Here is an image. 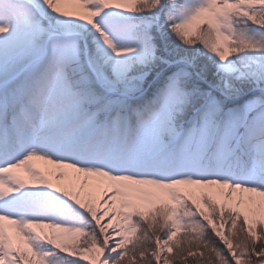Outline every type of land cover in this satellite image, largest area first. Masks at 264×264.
<instances>
[{
	"label": "snow or ice",
	"instance_id": "snow-or-ice-1",
	"mask_svg": "<svg viewBox=\"0 0 264 264\" xmlns=\"http://www.w3.org/2000/svg\"><path fill=\"white\" fill-rule=\"evenodd\" d=\"M0 264H264V0H0Z\"/></svg>",
	"mask_w": 264,
	"mask_h": 264
}]
</instances>
